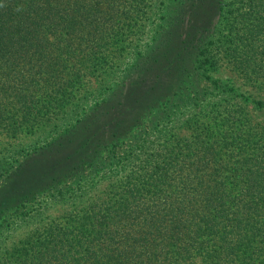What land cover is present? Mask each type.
I'll return each instance as SVG.
<instances>
[{"label":"trees","instance_id":"1","mask_svg":"<svg viewBox=\"0 0 264 264\" xmlns=\"http://www.w3.org/2000/svg\"><path fill=\"white\" fill-rule=\"evenodd\" d=\"M0 4V264H264V0Z\"/></svg>","mask_w":264,"mask_h":264},{"label":"rangeland","instance_id":"2","mask_svg":"<svg viewBox=\"0 0 264 264\" xmlns=\"http://www.w3.org/2000/svg\"><path fill=\"white\" fill-rule=\"evenodd\" d=\"M183 6L180 7V9ZM172 7H170L169 9H167V11L163 10L161 11L160 15L157 14H153V16H151L150 21L146 23L144 32L142 34L141 37H139L138 35L135 36V41L131 43L130 41V36L129 38H127L125 40V49H121V53L123 54L122 58H118L116 60L117 66L116 68L123 67L124 64L123 63H127L128 61L132 60L131 57L133 55V53L135 51H140L143 52V58L148 57L150 58V54L151 51H155L156 49H145L146 46H150V43L152 44L154 39L159 36L158 33L161 31L160 30V25L168 26V23L170 21L171 18L176 19V16L173 10H170ZM165 10V9H164ZM161 17V18H160ZM178 20L183 19L184 20V24L181 26L180 23L178 22L176 25H174L172 28V31L174 33L172 39L165 45L164 43V39L162 37H166V35L160 34V36L158 37V41L160 42L162 40V42H160V45L162 46V49L160 50V53L163 52L165 55L161 56L162 59H166L167 56L168 57H173L174 55H169V54H174L177 53V51H181V47H182V41L186 38L185 37V24H188V16L185 15H179V17L177 18ZM153 38V41L151 42V39ZM157 43L156 41L154 42V44ZM138 44L140 47H142L143 49H132L133 47H135V45ZM150 64V63H149ZM156 64H160L163 65V63L160 62H156ZM153 66L149 65L146 67V70L143 72H138V71H134V73H142L140 76V79L145 78V77H150L151 75L149 73L153 72L156 73V70L153 69ZM213 77L216 78H220L221 80L230 83L233 87H235L238 92H243L245 94H249V92H252L253 95H251L252 98H260L259 94L257 91L249 89V86L242 80L240 79L236 73L230 71L228 68H226L225 66H221L220 68H217L215 70H213L211 72ZM91 83L89 84V86L87 87V90L89 91V93H94V91H96L98 89V84L96 81H90ZM129 88V87H127ZM264 96V95H262ZM125 100V99H124ZM91 108V102H88L84 108H81V110L79 111L80 113H84L87 112L89 109ZM115 107L112 108H107L105 109V111H103L101 115H105L106 112V116L109 115V113H115ZM254 114L256 116L257 119L262 120L264 118V109L258 110V111H254ZM97 130L95 129V132ZM94 130L91 131V135L93 134ZM185 132V130L183 131ZM43 132H37V134H33V135H23L21 137L20 140H13V139H8V138H4L3 141H0V154L2 153V151L7 148L10 147V144L12 146H15L17 143H22L23 145L27 146L28 144H33L34 142H36V139L42 135Z\"/></svg>","mask_w":264,"mask_h":264},{"label":"clouds","instance_id":"3","mask_svg":"<svg viewBox=\"0 0 264 264\" xmlns=\"http://www.w3.org/2000/svg\"><path fill=\"white\" fill-rule=\"evenodd\" d=\"M0 7H4V5L3 4H0ZM17 11H19V9H17Z\"/></svg>","mask_w":264,"mask_h":264}]
</instances>
